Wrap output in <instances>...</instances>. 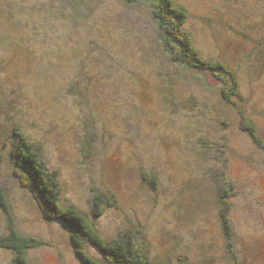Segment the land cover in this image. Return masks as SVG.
I'll list each match as a JSON object with an SVG mask.
<instances>
[{"label":"rangeland","instance_id":"obj_1","mask_svg":"<svg viewBox=\"0 0 264 264\" xmlns=\"http://www.w3.org/2000/svg\"><path fill=\"white\" fill-rule=\"evenodd\" d=\"M74 1L12 0L43 11L3 19L0 183L16 229L44 241L29 264L81 262L12 174L15 126L58 171L62 205L90 217L98 192L115 201L93 220L106 240L140 235L151 264H264V0H174L213 71L169 60L147 0ZM226 72L239 84L233 103ZM0 264H15L10 249L0 247Z\"/></svg>","mask_w":264,"mask_h":264},{"label":"trees","instance_id":"obj_2","mask_svg":"<svg viewBox=\"0 0 264 264\" xmlns=\"http://www.w3.org/2000/svg\"><path fill=\"white\" fill-rule=\"evenodd\" d=\"M126 1L134 4L139 0ZM76 2L77 0L74 1L72 6H77L78 3ZM147 2H149L152 19L160 29L159 42L167 53L169 60L187 69H210L213 71L215 67L213 68L211 62L203 60L199 55L192 36L185 27L187 12L184 8L176 6L174 0H147ZM11 3L12 0H0V46L6 41L3 19L8 18L10 21L18 22L16 15L25 14L30 21L31 15L43 11L39 6H34L32 9L27 3H17L16 5L14 3L13 7H11ZM51 14L56 15V12ZM27 26L30 29L31 22L27 23ZM29 31L31 32V30ZM28 40L24 44L27 45ZM4 48L7 51L9 50V48ZM13 49H17L15 52L21 56L25 55L21 53L23 48ZM25 56L27 57L26 63L32 66L29 56ZM219 69L221 70L222 67H219ZM226 74L227 79L222 82L225 85L222 89V97L226 103H233L231 97L236 93L239 84L234 74L231 72H226ZM247 130L250 136L254 138L256 132L251 125L247 127ZM21 132L18 126H15L12 131L14 140L11 142L9 152V159L13 165L12 174L19 185L28 191L37 202L42 217L47 221L61 223L63 229L69 235L72 249L81 264H151L147 245L142 239H139L141 238L140 235L126 231L115 239L106 240L95 227L93 220L102 216L104 209L109 208L115 202L114 200L111 201L107 195L99 192L95 194L90 217L73 205H62L58 171L49 168L41 157L39 150ZM143 179L147 180L145 176H143ZM149 179L151 187L155 189L157 181L155 176H151ZM225 195H227L225 191L219 194L218 200L222 206L223 204L226 205ZM0 207L8 218V233L0 237V247L11 250L13 263L29 264L27 251L30 248L44 244V241L36 237L25 236L16 229L10 212L7 192L1 183ZM226 208V206L221 207L219 215L222 229L228 236L231 231V222L226 218ZM87 244L94 246L100 252L101 258L89 254L86 249ZM155 264L163 263L157 262Z\"/></svg>","mask_w":264,"mask_h":264}]
</instances>
